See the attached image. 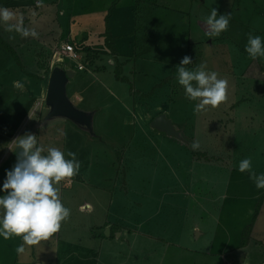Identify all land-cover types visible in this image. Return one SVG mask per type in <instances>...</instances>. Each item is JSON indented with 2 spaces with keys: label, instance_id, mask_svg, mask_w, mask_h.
Listing matches in <instances>:
<instances>
[{
  "label": "rangeland",
  "instance_id": "1",
  "mask_svg": "<svg viewBox=\"0 0 264 264\" xmlns=\"http://www.w3.org/2000/svg\"><path fill=\"white\" fill-rule=\"evenodd\" d=\"M0 6L14 14L0 21V40L20 59L0 54V176L23 158L18 140L28 134L40 139L42 154L56 147L72 159L71 151L81 165L71 183L72 177L61 181L62 194L54 185L70 209L60 231L25 245L24 253L15 251L22 237H0V264H91L104 247L102 264H115L107 227L112 238H123L122 247H113L128 264L140 254L143 262L155 256L153 264H187L182 250L209 252L214 236L219 261L233 264L236 250L227 246L240 243L261 211L256 206L264 205V189L251 178L264 173V57L245 51L249 34L264 37V0H0ZM212 9L217 18L231 17L219 36L208 34ZM111 35L122 39L109 43ZM201 64L228 81L227 98L195 111L199 101L186 98L178 68ZM57 65L76 72L68 93L78 108L96 112L97 138L69 121L42 126ZM162 114L179 137L152 128ZM246 158L251 170L241 172ZM102 232L103 247L94 239ZM134 236L157 243L138 242L137 251Z\"/></svg>",
  "mask_w": 264,
  "mask_h": 264
},
{
  "label": "clouds",
  "instance_id": "2",
  "mask_svg": "<svg viewBox=\"0 0 264 264\" xmlns=\"http://www.w3.org/2000/svg\"><path fill=\"white\" fill-rule=\"evenodd\" d=\"M217 17V10L212 9L207 17V23L211 26L210 36H219L229 27L230 16ZM13 18L12 12L0 6V21L6 23ZM13 27L18 26L9 25V30ZM18 30L25 36L29 35L25 29ZM31 34L36 35L35 32ZM245 51L253 59L264 57V37L249 34ZM190 63L188 57L182 61L183 65ZM205 69L206 64L199 65L195 70H188L184 66L178 68V82L184 86L186 98L199 101L195 111L206 106L217 107L227 98L228 81L219 79L216 72ZM36 145V136L32 134L18 140L23 158H18L15 167L7 171L2 188L4 195H0V209L4 213L0 216V237H22L23 243L15 249L17 253H24L25 245H38L60 231L62 222L70 215V209L61 201L54 185L73 177L81 167L74 152L69 151L67 156L72 159H66L59 148L50 147L47 155H44V149ZM251 167V159L246 158L240 162L239 170L245 172ZM251 178L258 189H264V173L257 178L253 172Z\"/></svg>",
  "mask_w": 264,
  "mask_h": 264
},
{
  "label": "crops",
  "instance_id": "3",
  "mask_svg": "<svg viewBox=\"0 0 264 264\" xmlns=\"http://www.w3.org/2000/svg\"><path fill=\"white\" fill-rule=\"evenodd\" d=\"M2 53H7V52L5 50L1 49L0 54H2ZM17 84H18V82L15 83V87H17ZM13 89H15L14 86H13ZM24 90L26 91L27 89L24 88ZM78 100L82 101L81 98H78ZM251 116H253L252 112H251ZM248 119H249L248 120L249 124H251V123H253L255 121L254 116L253 117H249ZM55 121H57V120H55ZM63 121H65V120H63ZM52 122H54V121H52ZM47 124H43L42 123V126H45ZM37 140H38L37 141V147H39V145H41V141H40V139H37ZM38 142H39V144H38ZM42 143L44 144V146H46V144H48L47 141L42 142ZM44 154L46 155V153H44ZM69 178H71V177H69ZM72 179H73V177L70 179L71 180L70 183L72 182ZM5 180H6L5 177L0 176V190H1L0 191V195H2V193H3L2 188H3V183H4ZM59 183H60V186H61V191L60 192L62 194L63 186L61 185V181ZM257 194H259V193H257ZM261 194L263 195L264 193H261ZM256 196L257 195H255L253 193V195H252V203H254L253 201H254ZM256 207H257L256 210L259 211L261 209V211L256 215L253 224H251L249 227H246L244 229L243 234H242V239H241L240 243L239 244L238 243L234 244V246H231V245L227 246L229 248L230 247H234V249L236 250L235 253L233 254V255H235V260L233 258L234 262H232L233 264H264V205L261 206V208L258 205ZM98 227H100V226H98ZM250 228H251V231L249 232V235H247V237H244L245 232L248 231ZM106 229H107V232L109 231V235L108 236H109L110 244L113 245V246L116 245L118 248L122 247L123 244L121 243V240L123 241V238H119L120 234L115 233V237L112 238L111 237L110 228L107 227L103 231H105ZM116 234H117V237H118L117 239H116ZM203 234H204V232H203ZM92 237H93V235H92ZM214 237L216 238V236H214ZM95 238L99 239V240H96L98 242V244H99V241H100L102 247L105 246V243L107 242V239H106L107 236L104 234V232H102V235H101V233L99 235H96V233H95L94 239ZM215 238H214V243H213V241H211V243L214 244V245H212V244L210 245V250L211 251L206 252V253H200V252H191L190 250H182L181 258H184L188 262L187 264H222L219 260H221L220 256H221V254L223 252L215 253V251H214L215 242H216ZM134 240H135V248L136 249H137V243L138 242L140 244H141L142 241H144V242L146 241V243L150 242V244L157 243L153 239H151V238L148 239V238H146L144 236L142 238L141 237L137 238V237L134 236ZM113 246H109L111 248H108V251H110L109 258L113 257V260L115 261V264H128V261L126 260L127 257L125 256V254L121 253V252L119 254H117L118 252H116L114 250ZM133 249H134V247H133ZM103 251L105 252V247L100 252L95 253L96 257L94 258V262L92 261L91 264H102V260L101 259L108 260V258H105V255H106L105 253L107 251L104 253V255L100 254ZM134 251L136 253L138 251V249H137V251L134 249ZM140 252H142V251L140 250ZM136 257H137V261H135V262L133 261L132 264H147L148 261L152 262V264H153L152 259H156L155 256L154 257L145 256L144 257L145 262H143L142 261V259H143L142 254L137 255ZM72 258H73V254H70L69 257H68V260H70ZM65 260H67V258ZM162 260H164V257L162 258ZM65 262H67V261H65ZM160 264H164V263L162 262Z\"/></svg>",
  "mask_w": 264,
  "mask_h": 264
},
{
  "label": "water",
  "instance_id": "4",
  "mask_svg": "<svg viewBox=\"0 0 264 264\" xmlns=\"http://www.w3.org/2000/svg\"><path fill=\"white\" fill-rule=\"evenodd\" d=\"M75 77L76 72L74 70L65 69L62 65H57L52 69L46 98V106L49 112L45 116L43 124L55 120L69 121L92 138H97L94 127L96 112L81 110L69 96L68 86ZM151 126L169 137H179L180 135L175 130L173 121L168 119L165 114L155 118ZM3 214V210L0 209V216ZM107 234L109 235V231Z\"/></svg>",
  "mask_w": 264,
  "mask_h": 264
},
{
  "label": "trees",
  "instance_id": "5",
  "mask_svg": "<svg viewBox=\"0 0 264 264\" xmlns=\"http://www.w3.org/2000/svg\"><path fill=\"white\" fill-rule=\"evenodd\" d=\"M144 27L146 28L147 27V25H144ZM109 32L111 31L109 28L107 29ZM146 30H147V28H146ZM135 33H136V30H135V32H133L132 34H127V35H129L130 37H133V35H135ZM110 34V33H109ZM120 39H122V37H117V36H115V35H111L110 36V40L111 41H109V43H112V41H113V43L115 42V41H118V40H120ZM107 42V41H106ZM0 47H2L9 55H11L16 61H20V59H19V55L16 53V51L13 49V48H11V46H9V45H7L6 43H4L3 41H1L0 40ZM108 47L109 48H111V47H113L112 45H108ZM114 48V47H113ZM104 236V235H103Z\"/></svg>",
  "mask_w": 264,
  "mask_h": 264
},
{
  "label": "built area",
  "instance_id": "6",
  "mask_svg": "<svg viewBox=\"0 0 264 264\" xmlns=\"http://www.w3.org/2000/svg\"><path fill=\"white\" fill-rule=\"evenodd\" d=\"M64 51L66 52V54L68 56H70L71 58H77V55H76V51H75V48L74 46L72 45H66L64 48ZM42 105L41 104H37V107H41Z\"/></svg>",
  "mask_w": 264,
  "mask_h": 264
}]
</instances>
